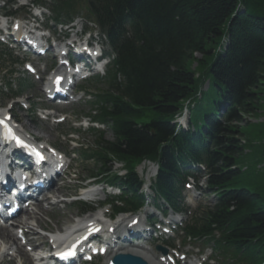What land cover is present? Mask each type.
Instances as JSON below:
<instances>
[{
	"label": "trees",
	"instance_id": "trees-1",
	"mask_svg": "<svg viewBox=\"0 0 264 264\" xmlns=\"http://www.w3.org/2000/svg\"><path fill=\"white\" fill-rule=\"evenodd\" d=\"M60 1L72 7L73 0ZM89 2L97 20L113 26V39L119 35L116 69L92 82L106 90L97 95L98 112L113 139L95 138V149L85 156L93 160L91 176L112 173L114 162L124 164L126 176L113 183L133 194L121 201L136 210L142 201L136 194L141 186L136 166L158 163L155 190L178 209L182 169L203 162L217 202L188 233L214 240L233 264H264V172L256 168L261 161L246 153L242 128L234 125L241 115H253L261 102L264 0ZM207 81L214 97L207 101L204 95L192 110L194 131H178L173 121L183 102L192 101ZM26 89L22 86L20 95ZM221 107L227 109L224 117ZM246 157L254 159L249 167Z\"/></svg>",
	"mask_w": 264,
	"mask_h": 264
},
{
	"label": "rangeland",
	"instance_id": "rangeland-1",
	"mask_svg": "<svg viewBox=\"0 0 264 264\" xmlns=\"http://www.w3.org/2000/svg\"><path fill=\"white\" fill-rule=\"evenodd\" d=\"M226 49L227 42L224 44ZM3 54L0 49V108L7 109L10 107L11 99H9V88L4 86V82H12L13 83V90L16 89L17 82L14 81V76H9V65L6 63V60H9L7 56H1ZM197 59H201V57L198 55L196 56ZM3 60L5 62H3ZM197 64L194 63L192 65V70H196L197 72ZM211 81V80H210ZM209 81V82H210ZM35 84V88L27 93V96L29 100H32L29 104L31 106H37L36 109H40L42 107H50L48 103H45L44 96L42 93V86L40 84ZM208 84H205V87H203V91L205 93V99L209 101V99L214 97V91L212 87H210V91L207 92ZM101 91H106L105 88L94 87L93 84H86L84 86H81L80 89L77 90L79 100L78 103L74 104L73 106H70L68 108L63 109H56L61 113V116H64L66 119V122L61 126H54L50 123L45 124L43 121H41L40 118L36 116H32L30 112L27 110H22L21 108H16L14 106L13 114L16 117V119H19L21 121V124H23V128L26 130V132L36 138H41L45 143H49L54 145L55 147L61 148L65 153L68 155V162L71 164L69 176L67 179L61 183H59L58 186H62L61 189L58 190L56 186V190L54 191V194L58 197V201H60L62 204L60 206L57 205L54 208H50V204L54 202V200L50 199L48 203L42 205V210L44 211V214L41 212L38 213V218L40 222V226L44 229H47L49 231H61L64 225H70L74 220L75 217L80 214L77 210V207H75L74 204L65 203L62 200H71L72 198L79 197L78 187H77V180L80 181L90 179V172H92V164L84 162L83 159L79 156V153L83 152L81 151V146H85L87 148L86 152H90L94 150L95 148V138L92 137L89 133L90 127H81L82 125L86 126L85 120L89 117V114L93 112V106L92 103L94 102V98L96 95L100 94ZM258 92V95L261 99L259 108L253 115H241L242 121L240 123H234V125L239 126L242 128V132L244 135V138L248 140L249 144L246 149V153L254 154L253 158L259 159L261 162L257 170L260 172H264V155H263V149H264V86L261 87V89ZM29 105H26L28 107ZM222 113V111H221ZM59 118V117H58ZM49 126L50 128H47ZM75 129L79 134H75V138H79L78 142H71L69 143L67 135L69 133H73ZM183 129V128H182ZM184 130V129H183ZM186 130V129H185ZM105 133V138L107 140H112L113 135L107 129L103 130ZM245 144V142H243ZM77 147V148H76ZM246 157V166L249 167L251 164L254 163V159ZM150 165V164H149ZM120 168V165H115L113 167V170H117ZM138 173L142 174V169L138 168ZM144 174V173H143ZM98 189H102V187H99ZM53 191L48 192L49 194ZM76 192H78V195H76ZM100 193V192H99ZM51 195V194H50ZM56 197V198H57ZM100 199L105 198V194H100ZM153 202V201H152ZM149 200V204L152 203ZM215 203L214 200H208V199H201L200 201L195 203L194 209H192L193 214L189 217H187L186 222L181 226V228H185V226L191 222L193 216L197 212L199 207H203L204 210L210 206H213ZM47 209V210H46ZM203 210V211H204ZM106 211V210H104ZM23 214L20 216L22 217ZM32 214H28L27 219L30 218ZM122 216H118L116 220H119ZM127 216V215H126ZM125 216V217H126ZM22 221V220H20ZM42 221V222H41ZM30 223V222H27ZM74 225V224H73ZM70 227V226H69ZM68 227V228H69ZM175 236V247L173 251L177 250L179 252V257H183V255L188 254V261L182 262V264H191L192 262H197L196 264H208L205 262V257H198L199 249L201 248L199 244H193V243H185V245L182 244L183 236L180 233V230L176 231L174 233ZM161 246V245H160ZM154 247V246H153ZM197 248V249H196ZM210 252H206L205 256H209ZM1 256V255H0ZM28 260V258L25 256ZM106 259H100L97 260L94 264H106ZM0 264H20V261L18 258H15L14 260L11 259V257H5L2 261L0 260ZM209 264H225L223 263V259L221 257H218L217 262L209 263Z\"/></svg>",
	"mask_w": 264,
	"mask_h": 264
},
{
	"label": "bare ground",
	"instance_id": "bare-ground-1",
	"mask_svg": "<svg viewBox=\"0 0 264 264\" xmlns=\"http://www.w3.org/2000/svg\"><path fill=\"white\" fill-rule=\"evenodd\" d=\"M55 185L56 184H54V186ZM50 194L52 195V197H51L52 199L58 200V197L54 194V191L51 192ZM83 194L87 198H93V197H97L99 195V191H86ZM49 199H50L49 197H46L42 201L37 202V204H35V208L33 210L24 211L22 213L23 216L20 219L22 221L17 222V224L19 225L17 227V229L12 231V230H9L8 228H4V227L0 226V255H1L0 260L4 259V257L8 258L10 256L9 252L13 251L15 249L18 256H20V257L26 256L28 258V260L25 258L26 262H29L31 255L27 251L26 248H27V246H30V247L36 246L35 244L38 241L37 238H38L39 234H38L37 230L35 229V226H30V223H27V222H30V221H32V219H34L38 225V227H37L38 229H41L43 231L49 229V228L44 229L40 226L41 224H40L39 218L37 216L38 213H40V212L42 214H44V211L42 210V205H44L45 203H48ZM59 204H60L59 201L56 202L55 204H51L50 208H54L55 206H57ZM28 214H32V216L27 219ZM120 222H121V219L114 224L117 225ZM130 222H132V220ZM122 224H124V222L121 223V225ZM64 226H66V225H64ZM10 227L15 228L12 225ZM71 229L74 231L73 234H71V235H75V234H77V232L79 233V231H81V228L79 227L78 224H76V225L74 224L73 226L67 228L66 230H71ZM116 229H119V227ZM21 232H23L22 233L23 239H20V233ZM71 235L68 238H65L64 240H62L61 243H64V242H67L68 240H70ZM22 240L26 241L27 246L20 244V242ZM2 244H6V245L8 244V245H10V248L7 249V247H3ZM117 254H125V255H130L132 257H135V258H141L147 264H165V262L163 263V260H161L159 257L155 256V254H153L152 251L148 247H146L144 244H141V243H139L137 245H130L129 244V245H125V246H119V247L112 249L111 252L108 254L109 260H108L107 264H110L113 257L116 256Z\"/></svg>",
	"mask_w": 264,
	"mask_h": 264
},
{
	"label": "water",
	"instance_id": "water-1",
	"mask_svg": "<svg viewBox=\"0 0 264 264\" xmlns=\"http://www.w3.org/2000/svg\"><path fill=\"white\" fill-rule=\"evenodd\" d=\"M115 264H146L139 258L132 256H121L115 259Z\"/></svg>",
	"mask_w": 264,
	"mask_h": 264
},
{
	"label": "snow or ice",
	"instance_id": "snow-or-ice-1",
	"mask_svg": "<svg viewBox=\"0 0 264 264\" xmlns=\"http://www.w3.org/2000/svg\"><path fill=\"white\" fill-rule=\"evenodd\" d=\"M0 123H3V121H0ZM19 143H22L21 141H18ZM39 155V154H38ZM41 159H43V157H41Z\"/></svg>",
	"mask_w": 264,
	"mask_h": 264
}]
</instances>
